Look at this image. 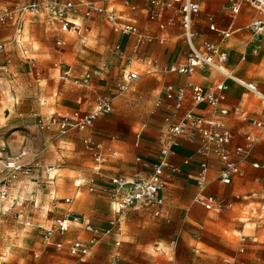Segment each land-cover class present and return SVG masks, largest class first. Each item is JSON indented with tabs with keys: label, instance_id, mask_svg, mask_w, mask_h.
Segmentation results:
<instances>
[{
	"label": "rangeland",
	"instance_id": "rangeland-1",
	"mask_svg": "<svg viewBox=\"0 0 264 264\" xmlns=\"http://www.w3.org/2000/svg\"><path fill=\"white\" fill-rule=\"evenodd\" d=\"M6 1L19 4L26 0ZM229 5L230 0H219L216 6L204 4L199 18L207 20L208 14H214L220 27L227 28ZM242 8L244 10L248 5L242 2ZM253 17L264 18L260 11L252 8L243 23ZM82 21L83 18H79V22ZM86 23L90 27L89 32L83 33L81 38L67 36L66 45L58 47L56 26L47 20H27L23 35L28 42L30 56L24 61L16 50L14 60L16 64L24 65L22 70L0 78V141L6 144L8 153L13 155L24 148H32L38 152V158L44 159V164H55L58 159L65 161L55 175L45 176L42 170L39 174L40 188L29 180H20L35 188L15 195L22 204L21 208L9 209L7 202H0V258L5 264L75 263L76 260L66 250L58 251L54 246H46L45 232L26 227L27 221L34 226L49 228L57 219L74 215L104 227L110 218L117 216L111 211L106 198L89 193L86 189L77 195L74 183L79 178L89 176L92 164L81 142L84 134L71 132L61 136L44 132L38 141H32L28 122L19 117L20 113L31 110L47 115L91 107L92 93L64 87L58 82V71L54 68L56 63L73 66L78 71H99L104 64L110 65L108 71L94 79V84L98 93L113 100L115 109L111 115L100 118L91 133L96 140L105 143L110 142L112 137L116 138L119 157L107 163L108 173L129 177L135 170V156L147 157L149 153H155L162 117H149V111L154 101L163 97L166 78L144 75L141 80L131 84L126 93L120 94L117 84L121 80L122 61L120 54L114 50L118 38L113 34L111 25L102 19L94 18ZM204 27L207 30V26ZM197 28L201 29L200 26ZM6 30L2 38L11 37L14 32L13 27H6ZM198 32L205 33L201 30ZM240 36L235 35L229 41ZM251 37L249 35L247 42ZM234 45L227 44V48ZM244 55L242 49L232 70L236 74L255 78L264 76V70L252 57L241 62ZM28 63L31 65L28 66ZM146 120L148 126L136 148V135ZM34 154L28 157L30 164L36 161ZM1 179L0 176V183ZM104 183L105 187L110 186L109 179H105ZM180 183L170 184L164 190L166 207L161 216L142 208H129L123 212L121 246L116 248L114 245L115 236L105 237L86 264H110L116 252L120 254L123 264H264V204H235L246 198L241 196L237 200L230 197L234 204L229 210L220 214L210 213L192 205L195 193L192 182L180 180ZM179 185L183 187L181 197L173 194ZM67 197L73 198L71 204L64 202ZM255 198L264 203V195ZM205 218L206 226L200 230L198 223ZM68 236L73 237L71 234ZM242 236L257 239V244L248 247L244 253L238 251ZM58 239L55 235L54 241ZM6 253L7 256L3 257Z\"/></svg>",
	"mask_w": 264,
	"mask_h": 264
},
{
	"label": "built area",
	"instance_id": "built-area-1",
	"mask_svg": "<svg viewBox=\"0 0 264 264\" xmlns=\"http://www.w3.org/2000/svg\"><path fill=\"white\" fill-rule=\"evenodd\" d=\"M117 0H26L23 3L11 4L6 0H0V28L13 27L15 32L13 37L0 43V77L10 73L13 65L9 53L18 50L22 58L30 56L27 41L23 37L25 22L47 20L56 26L58 34H68L80 36L84 28L75 20L83 17L90 20L94 17L105 18L112 26L114 34L122 37L133 38V43L129 45L130 55H126L124 47L118 44L114 50L124 56L126 65L130 67L133 62L146 64L147 59L142 57L141 49L149 44L157 43L160 46L166 44V38H160L141 33L135 23L128 20L124 11H117L113 2ZM227 7L231 17L240 14L242 2L247 3L251 8L260 11L264 17V0H233ZM149 21L158 23V29L165 31L168 27H178L186 45L185 62L180 65L160 66L157 59L150 60L149 72L157 74H179L193 76L199 69H209L218 73L224 80L232 81L247 92L256 96L262 102L261 120L253 122L258 128H264V93L254 81L242 80L226 68L228 60L227 53L223 52L218 45L207 40H200L196 43V35L193 30L194 20L201 14V5L197 0H148ZM122 6L130 12H137L138 7L130 0H122ZM166 15L170 17L166 20ZM209 30L218 34L222 40H227L232 35L230 30H221L215 24L214 18H207ZM249 30L253 34L264 33V18H257L249 24ZM58 47H63L61 39L56 40ZM33 60H31L32 62ZM34 65V64H33ZM110 69L109 64H104L99 71L86 72L80 77H76L71 82L74 86L89 87L94 77ZM69 72L61 77L62 80H69ZM141 75L137 70H129L124 75V82L119 84L117 89L120 94L128 91L131 84L140 80ZM226 82L204 88L198 85L179 86L169 84L165 88L164 100H158L154 105V112L162 109L164 101L171 104L168 113L164 117V127L158 138L159 152L155 163H149L141 158H137L147 174H140L137 177L126 180L124 178H113L109 187L97 185L96 178L89 181L79 180L78 188L87 190L99 197H104L111 205L113 217L108 224V228L100 229L89 222L84 224V230L91 235L88 240L77 239L68 244L69 254L76 259L74 264L85 263L94 248L108 236L123 234L124 220L121 214L129 208L151 210L155 216H161L164 211L165 200L161 193L172 177L182 173L181 167L175 166L171 158L176 154L182 141L196 148L195 154L201 159L199 171L195 179L197 194L193 199L195 205L206 211L221 212L228 205L224 200H218L207 193L210 185L209 181V161L215 160L219 164L218 181L223 186H229L235 179L244 177L242 166L252 155V144L255 138L247 135V146H239L231 149L233 135L224 122V118L229 115V110L224 107L226 102ZM189 100L195 106H206V116L197 115L192 109H185ZM114 112L113 100L105 95L97 97L95 106L90 112L75 111L69 115L48 117H38L36 127L39 132L52 131L61 136L70 132H82L91 129L95 122L101 118L111 115ZM83 145L94 160L93 172L96 176L102 171L103 165L108 157L102 144L92 139H84ZM4 147L0 148V202L6 201L9 196V186L21 177H32L37 163H25L28 156L27 151L20 154L4 158L2 153ZM111 156L117 154L111 152ZM190 161L185 160L183 165H189ZM254 168H260L257 163ZM264 168V166H263ZM56 168L54 166L46 170L47 174ZM71 199L67 198L65 203L69 204ZM71 228L68 218H59L49 228H42L45 232L44 240L50 245L51 237L56 234L65 236ZM121 239L115 241V246H121ZM240 252L245 251L248 244L247 238L242 237L240 241ZM57 250L64 249V244H55ZM0 264H3L0 262ZM110 264H122L120 254L116 253Z\"/></svg>",
	"mask_w": 264,
	"mask_h": 264
},
{
	"label": "crops",
	"instance_id": "crops-1",
	"mask_svg": "<svg viewBox=\"0 0 264 264\" xmlns=\"http://www.w3.org/2000/svg\"><path fill=\"white\" fill-rule=\"evenodd\" d=\"M130 1L138 7L137 12L133 13V12H130L129 10H127L126 8H124L122 6V0L114 1L113 5L117 11H124L125 17L128 20L135 23L136 26L141 31V33H143L145 35H152V36H157L160 38H162V37L166 38V44L163 46H160L157 43L156 44L153 43V44H149V45L144 46L141 49V55H142V57L147 59V63L146 64H138L137 62H133L130 67H128L126 65L124 56H122L121 53L117 52L118 54H120L119 59L122 61V64L120 66L121 80L117 84V87L119 84H122L124 82V75L126 74V72H128L129 70H133V69L137 70L139 72V74L141 75V78L144 75L166 78V80L164 81V85H163L164 92H165L166 86L169 84L179 85V86H188V85L192 84V85L202 86L204 88H209V87H212V86L219 84L222 81L226 82L228 90L226 91L227 99H226V102L224 104V107L229 110V115L224 118V122L227 125V127L230 129V131L232 132V135H233L231 149H234V148L239 147V146H247L248 143L246 142V139H245L247 135L254 137L255 142L252 144V149H253L252 155L250 156L248 161L242 166L244 177L235 179L233 181V183L229 186H223L218 181V171H219L220 166L217 163V161H215V160L209 161L210 185H209V188L207 190V193L209 195L214 196L218 200H224L228 206L224 210H222L221 212H212V211H207V212L220 214L226 210H229L234 204L230 200V197L237 199V200H239L241 198V196L243 198H246V200H243L241 202H237L235 204H243L246 206H250L252 204H264L262 200L255 198L256 196L264 195V168H263V166H264V128H258V127L253 125V122L261 120V111H262V107H263L262 102L256 96L247 92L244 88H242L238 84H236L232 81L224 80L223 77H221L218 73H216L213 70L199 69V70H197V72L193 76H186V75H179V74H157V73L149 72L150 65L148 64V62L150 60H154V59H157L159 61L160 66L172 65V64L177 65V66L182 65L185 62V55H186L187 48H186V45L184 42V38L182 36L181 29H179L178 27H168L165 31H161L158 29V23L149 21L148 17H149L150 8H149L148 0H130ZM197 1L201 5V14H202L204 4L210 3L212 5L214 4V6H216L218 4L219 0H197ZM233 2H234L233 0H230V5ZM118 7H120V8H118ZM250 9H252V8L249 5H248V8H245L244 10L241 6L240 14L236 17H233V18L231 17V15L229 13V16H228L229 17V23H228L227 28L220 27V25H219L220 22L214 14H208L207 18L209 16L213 17L215 24L217 25V27L219 29L224 30V31L230 30L232 32V35L230 36L229 39H231L235 35L241 34L240 37H235L231 41H229V39L222 40L218 34L211 32L209 30V23L206 20V18H202V17L196 18L194 20L193 30H194V33L196 35V43L197 44H199L200 40L203 39V40H207L211 43L218 45L219 48L223 52L227 53V55H228V60L226 63L227 70L230 73H232L234 76H236L242 80L256 82L258 84L260 90L264 93V83H262V80H264V76H258L255 78V77L247 76L246 74H244V75L236 74V72L232 70L233 69L232 67L237 62V55L242 49H244L245 55L241 57V62L245 61L247 59V57H252L254 62L257 63L262 70H264V33L253 34V32H251L249 30V27H248L249 24L253 20L257 19V17H253L252 19L248 20L246 23H243L245 21V19L247 18L248 14L250 13ZM169 17H170V15H166L165 19L167 20ZM79 18H81V16L78 17L75 21L77 23H79L84 28L83 31L86 30L85 32H82V34L80 36H73V35H68V34H58L56 32V27H55V32L57 33L56 40L61 39L64 42V46H65L67 36H73V37L81 38L84 35L83 33L89 32V30H90V27L87 25L86 22H88V21H90L96 17H94L90 20H85L82 17L83 18L82 22H79ZM99 19H102V20L108 22L105 18H99ZM42 20H44V19H42ZM222 22H224V21H222ZM205 25L207 26V30L204 27ZM199 26L201 27V29L197 28ZM111 28H112V26H111ZM197 30L198 31L199 30L204 31L205 33L199 34V32ZM5 31H7L6 28L0 29V43L9 41L13 37L14 32H15V30H14L11 37H6V38L3 37L2 38V36L5 34ZM248 34L251 35L252 37L247 42V38L249 37ZM114 35L118 38V42H116L114 47L118 44H121L124 47L125 54L130 55L129 45L131 43H133V41H134L133 38L122 37V36H118L116 34H114ZM23 37L25 38L24 35H23ZM25 40H26V38H25ZM230 43L235 44V45L230 47V48H227V44H230ZM27 47H28V42H27ZM28 49H29V47H28ZM15 52H16V50L12 51V53H9L11 58H12V61H13V65L10 68V73L5 74L0 78L12 76V75L20 72V70H22L21 67H23L24 65L23 64L18 65V64H16V62L14 60ZM21 58H22V55H21ZM23 60L25 61V58H23ZM34 63H35V60H34ZM30 65H31V63H28V66H30ZM54 68H55V70L58 71V82L61 83L64 87L70 86V87H74L77 89L86 90L90 94L92 93L93 100L91 101L92 102L91 107L89 109H86V110H75V111H80V112H90L93 109V107L95 106V102H96L97 97L100 95H104V94H100L97 92L96 85L94 84V79L96 77H99L101 74H99L98 76L93 78L91 85L89 87H78V86H74L73 83L71 82V80H73L76 77L82 76L86 72H91V71H89V70L78 71L73 66L64 65L61 63H56L54 65ZM111 69H112V67H111ZM66 72H69L70 77H69V80L64 81L61 79V77L64 76ZM141 78H140V80H141ZM105 96H107V95H105ZM158 100H164V93H163L162 98H158L154 101L153 106L151 107V109L149 111V117H153V118L158 117V116L162 117L161 123L159 126L157 140L155 143L156 144L155 153L154 154L149 153L147 157H144L141 155L135 156L134 157L135 170H134L133 175H131L129 177H122V176H119L116 174H111V173L107 172V169H106L107 163L110 160H114V159H117L119 157V150L117 148V142H116L115 137H112L111 141L108 143L96 140L91 134L94 126L89 130L79 132V133L84 134L81 138L82 145H83V140L87 139V138L92 139L93 141L102 144L105 148V153H106L108 159H107L106 163L103 165L102 171L100 172V174L98 176H96L93 172L94 160H93L91 154L86 151V149L83 145L84 151L86 153H88L91 157L92 164L90 167L89 176L86 178H79L74 183L75 188L78 190L77 195L81 192L82 189L87 190V188H78L77 187V182L79 180L89 181L92 177H95L97 185L101 186V187H105L104 186L105 185V183H104L105 179H109V182L111 181V179L117 178V177L124 178L126 180H131L140 174H147L148 173L146 170H144L142 168V166L139 163L136 162V159L141 158L142 160L149 162V163H155L156 162L158 152H159L158 138H159V135L161 133V130L164 127V117L168 113V109L171 107L170 103L164 101L163 108L158 109L157 111L154 112L153 111L154 105ZM79 102H81V99H79ZM113 104H114V102H113ZM42 105H44L43 102H42ZM114 109H115V106H114ZM185 109L186 110L192 109L197 115L206 116L205 111L207 110V107L206 106H195L190 100L186 104ZM75 111H73V112H75ZM73 112L65 113V114L52 113V114L46 115V114L39 113L35 110H31L30 112H27V113H20L19 117L24 118L28 122V125H29L28 130L30 131V134L32 135V141H38L40 136L44 133V132H39L37 130L36 123H37L38 117H48V116H52V115L64 116V115H69ZM147 126H148V120H146L142 123L140 130H139V133H137V135H136V141H135V147L136 148L139 147L140 140L143 138L142 133ZM1 130H2V127L0 126V132H1ZM45 132H52V131H45ZM73 132H77V131H73ZM53 133H56V132H53ZM1 147L5 148V151L2 153V156L4 158L18 155L22 151H27L28 156L24 159L25 163H29L28 157H31V155L34 154V152H36V154H34V156L37 157L35 163H37L39 165L35 169V173L32 177H21L17 181H14L11 184H8L9 196H8V199L6 201H3V202H7V204H9V207H10L9 209H18V208L22 207L20 200L17 197H15L16 194H20L23 190L29 191V190H32L34 188L33 186L26 185L25 182H22V181L20 182V180H29L32 183H34L33 185H35L36 188H40L39 186H41V180H40L39 174L42 172V170H43V173L45 174V176H50L51 174L56 173L59 169H61L65 165V161H63L62 159H58V161L55 164H44V159L41 157L38 158V152L36 150L34 151L32 148H24V149L20 150L18 153L10 155L8 153V148H7L6 144L4 142L0 141V148ZM195 151H196V148L194 146H191L187 142L182 141L180 147L175 152L176 154L171 158V161L175 166L181 167L182 173L180 175L172 177V179H170L169 182L167 183L165 189L167 188L168 185L173 184V183L181 184L180 180H185L186 183H189L191 181L193 184V187L195 188V193L192 197V205H194L195 207L200 208L202 210H205V209L201 208L200 206L195 205L193 202V199L197 194L195 179L197 177V174L199 171V164L201 162V159L198 156H196ZM111 152H113V153L115 152L117 155L115 157H113L110 155ZM185 160H189L190 164L189 165H183ZM255 163L259 164L261 167L258 169L254 168L253 164H255ZM52 166H54L56 169L53 170L51 173L47 174L46 170ZM164 190L162 191L161 195L165 200V206H164V211H165L166 198L164 196ZM182 191H183V187H182V185H179V187L176 188V190L173 192V194L175 196L181 197ZM67 198L71 199V202L69 203V204H71L73 202V198L72 197H67ZM67 198L64 199V202ZM110 207H111V205H110ZM8 211H10V210H8ZM111 211H112V209H111ZM164 211H163V213H164ZM63 217L68 218L69 222L71 223V228H70L69 232L63 237H60L56 234H53L51 237V239H52L51 244L50 245H48L47 243H45V244H46V246H54L55 247L56 243L61 242L64 244V249H62V250H66L68 255L70 257H72L68 252V244H70L71 242H73L77 239L84 240V241L90 239L91 235L89 233H87L83 227H84V224L86 222H89V223H91V222L89 220L82 219L81 217L74 216V215L73 216L67 215V216H63ZM111 219L112 218H110L109 221ZM109 221H108L107 225L104 227L96 226L93 223H91V224L97 228L106 229V228H108ZM206 223H207L206 218L203 219L202 221H200L198 223L199 229L204 230ZM25 226L29 227L32 230L47 228L44 226H34L28 221L25 223ZM262 227L264 228V225H262ZM68 234H71L73 237H69ZM55 235L58 236V238H59L56 241H54ZM82 236H86L87 238L82 239L81 238ZM112 236L116 237L115 241L120 239V237H121V236L119 237L117 235H112ZM242 237L247 238V241H248V244L245 246V250L248 247H252L253 245L257 244V239H251V238H248L246 236H242ZM242 237H240L239 242H238V251L239 252H240V247H241L240 241H241ZM115 241H114V245H115ZM95 248H94V250H95ZM62 250H58V251H62ZM94 250L92 251V253L88 257H86L85 263H83V264H86L87 259L93 255ZM116 253H118V252H116ZM6 256H7V253L3 254V257H6ZM35 256L39 257L38 254H36ZM2 259L3 258H0V262L5 264V261ZM259 260H261V258ZM75 263H76V261H75Z\"/></svg>",
	"mask_w": 264,
	"mask_h": 264
}]
</instances>
